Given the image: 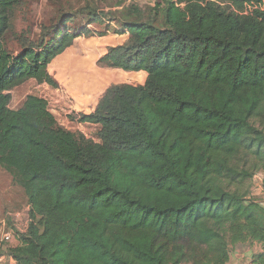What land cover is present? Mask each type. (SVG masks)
I'll return each mask as SVG.
<instances>
[{"label": "trees", "instance_id": "16d2710c", "mask_svg": "<svg viewBox=\"0 0 264 264\" xmlns=\"http://www.w3.org/2000/svg\"><path fill=\"white\" fill-rule=\"evenodd\" d=\"M22 4L0 0V167L30 207L8 256L227 264L235 247L258 244L253 264H264V200L251 186L264 174V0H161L117 13L114 34L129 38L98 64L148 77L111 86L80 116L98 127L97 142L60 126L37 96L12 110L10 92L32 80L56 87L49 66L93 36L100 14L81 32L63 14L33 38L14 35Z\"/></svg>", "mask_w": 264, "mask_h": 264}, {"label": "rangeland", "instance_id": "374dc122", "mask_svg": "<svg viewBox=\"0 0 264 264\" xmlns=\"http://www.w3.org/2000/svg\"><path fill=\"white\" fill-rule=\"evenodd\" d=\"M159 2L161 0H23L15 14L14 35L33 31L35 38L42 26L56 23L63 14L74 17V22L68 26L77 32L88 24L92 12L100 14V21L89 28L93 36H80L70 49L49 66L56 87L29 81L10 92V108L18 110L28 96H37L48 102L50 112L60 126L97 142L98 127L81 124L80 116L92 114L90 110L96 106L95 102L100 101L111 86L145 83V77L140 74L121 73L116 69L101 68L98 64L104 52L121 42V38L114 34V30L120 27L114 20L115 15L132 6L149 11ZM10 48L17 50L15 43H10ZM263 185L264 174L259 173L251 182L252 192L264 200ZM29 211L24 189L7 170L0 167V255L8 256L10 249L20 245L18 234L28 229ZM4 234H10V242H2Z\"/></svg>", "mask_w": 264, "mask_h": 264}, {"label": "crops", "instance_id": "0c3cea01", "mask_svg": "<svg viewBox=\"0 0 264 264\" xmlns=\"http://www.w3.org/2000/svg\"><path fill=\"white\" fill-rule=\"evenodd\" d=\"M117 37L121 38V42L119 45H116V46H120V45H123L128 40L129 35L123 34V35H117ZM116 46H113V47H116ZM106 53H107V51L103 53V56ZM119 71H121V70H119ZM121 73H127V72L121 71ZM129 74H140L143 77H145V82H146L147 77H148V74L145 72L129 73ZM144 84L145 83L140 84V85H144ZM98 103H99V100H97L95 102L96 106L90 110V113L95 111ZM261 252H262V247L258 244H254L252 246L251 245H239V246L235 247L234 250L232 251V253L230 255V262L232 264H253L254 257L257 254H260Z\"/></svg>", "mask_w": 264, "mask_h": 264}, {"label": "built area", "instance_id": "2783aa9c", "mask_svg": "<svg viewBox=\"0 0 264 264\" xmlns=\"http://www.w3.org/2000/svg\"><path fill=\"white\" fill-rule=\"evenodd\" d=\"M251 9V8H249ZM11 241V236L10 234H4L2 238L3 243H8ZM0 264H16L15 260L9 256L6 255H0ZM227 264H232L230 261Z\"/></svg>", "mask_w": 264, "mask_h": 264}]
</instances>
